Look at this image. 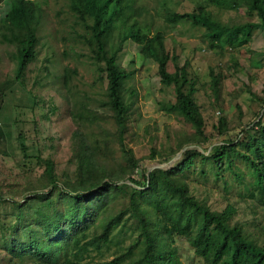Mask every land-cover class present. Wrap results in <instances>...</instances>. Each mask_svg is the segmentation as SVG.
Segmentation results:
<instances>
[{"label": "rangeland", "instance_id": "374dc122", "mask_svg": "<svg viewBox=\"0 0 264 264\" xmlns=\"http://www.w3.org/2000/svg\"><path fill=\"white\" fill-rule=\"evenodd\" d=\"M32 1L39 9L38 43L35 58L24 70L21 81L15 79L14 47L1 37V32L8 36L12 33L0 24V264H40L29 257L14 259L4 244L24 240L20 239L26 233L24 224L36 226L34 216L39 208L52 214L56 208L63 210V205L55 192L51 200L59 203L52 207L47 202L30 201L17 208L15 202L25 203L35 192L51 188L45 174L47 159L53 162L59 187L74 180L76 132L81 131L92 143L101 145L98 157L113 172L121 174L124 166L116 123L104 104L106 79L85 41L87 29L70 10L69 0ZM236 1L238 7L227 10L213 7L208 0H134L125 11L129 22L143 31L162 30L166 49L178 55L179 65L186 64L204 121L203 135L195 133L182 116L163 107L174 102L175 95L173 86L162 87L157 64L144 58L131 40L120 41L119 26L109 33L112 47L120 48L117 61L129 74V89L124 92L130 115L123 144L137 162L131 177L141 181L142 174L153 166L167 167L180 158L186 146L196 148L197 140L206 148L223 140L236 142L242 129L251 126L264 110L263 28H247L237 39L239 44L217 47L209 44L204 28L186 20L165 21L166 9L182 13L197 7H205L218 22L230 26L257 20L248 10L247 0ZM8 9L9 1L0 0L1 23ZM168 69L174 70L171 62ZM212 74L219 77L217 87L212 83ZM222 119L226 121L224 127L220 125ZM238 165L246 170L245 182L249 185L252 176L244 165ZM204 168L205 173L195 170L188 174L193 194L214 211L222 212L230 206L231 223H239L259 243L264 242V212L244 196L246 186L233 180L224 185L209 167ZM128 205L125 194L109 203L104 218L123 213L112 230L111 241H95L98 245L89 246L81 264H105L127 251L138 234ZM21 214L23 220L18 217ZM127 218L130 219L124 221ZM99 235L101 228L97 224L89 237ZM175 245L181 264H203L185 239L178 237Z\"/></svg>", "mask_w": 264, "mask_h": 264}, {"label": "trees", "instance_id": "16d2710c", "mask_svg": "<svg viewBox=\"0 0 264 264\" xmlns=\"http://www.w3.org/2000/svg\"><path fill=\"white\" fill-rule=\"evenodd\" d=\"M8 1L9 9L0 24L12 34L8 36L1 32V37L2 41L14 47L15 79L21 81L24 70L35 58L39 9L32 0ZM69 1L70 10L87 29L85 41L90 46L98 69L104 73V104L112 112L116 123L124 166L121 174L113 172L98 157L101 145L92 143L81 131L76 132L74 180L66 182L63 188L59 187L53 162L47 159L45 174L51 188L45 192H35L25 203L15 202L17 208L30 201L47 202L52 207L59 203L51 200L55 192L63 210L56 208L50 214L39 208L34 216L36 226H31L29 222L24 224L26 233L20 238L24 240L5 242L8 253L14 259L29 257L40 264H81L89 246L98 245L95 241L110 243L112 230L123 213L106 218L103 214L113 199L125 194L129 202L127 211L136 222L138 234L126 252L105 264H181L175 245L178 237L188 242L203 264H264V242L259 243L239 223H231L233 210L230 206L222 212L211 210L193 194L187 180L189 173L197 170L202 174L206 171L204 167H209L215 178H220L224 185L233 180L246 186L244 196L251 198L264 212V110L257 114V120L251 126L242 129V136L236 142L223 140L206 148L197 144L200 143L197 140L196 148L186 146L180 158L167 167L154 168L142 174L141 181L131 177L137 162L123 144V133L130 115V103L124 92L125 88L129 89V74L117 61L120 48L112 47L109 33L119 26L120 41L131 40L144 58L152 59L157 64L162 87L173 86L175 95L174 102L163 107L182 116L195 129V133L203 135L204 121L194 98L196 88L188 79L186 64L179 65L178 55L166 49L162 30L150 33L129 22L125 11L134 0ZM208 2L217 9L227 10L239 5L236 0ZM247 4L256 21L232 26L221 24L205 7L182 13L166 9L165 21L176 23L186 20L192 26L205 29L204 35L210 45L222 47L226 44L232 47L240 43L237 39L247 28L264 29V0H247ZM169 62L174 66L173 71L168 69ZM219 82L218 75L212 74L213 85L217 87ZM51 109L53 112L54 107ZM220 125L224 127L226 121L222 119ZM239 163L252 176L249 185L245 182L247 172L239 168ZM226 174L231 177L229 180ZM223 187L228 189L231 186ZM18 217L23 220V214ZM97 224L100 225L101 235L89 237L90 230Z\"/></svg>", "mask_w": 264, "mask_h": 264}, {"label": "water", "instance_id": "95a60500", "mask_svg": "<svg viewBox=\"0 0 264 264\" xmlns=\"http://www.w3.org/2000/svg\"><path fill=\"white\" fill-rule=\"evenodd\" d=\"M163 164H159V165H156V166H153V168H159V167H162Z\"/></svg>", "mask_w": 264, "mask_h": 264}]
</instances>
